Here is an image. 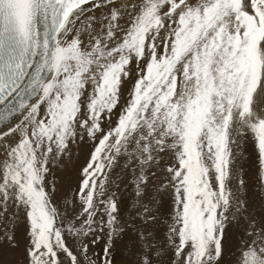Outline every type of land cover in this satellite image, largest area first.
I'll return each instance as SVG.
<instances>
[{
    "label": "snow or ice",
    "instance_id": "obj_1",
    "mask_svg": "<svg viewBox=\"0 0 264 264\" xmlns=\"http://www.w3.org/2000/svg\"><path fill=\"white\" fill-rule=\"evenodd\" d=\"M248 141L264 203V0H0V243L23 218L20 264H114L129 234L133 264H264Z\"/></svg>",
    "mask_w": 264,
    "mask_h": 264
},
{
    "label": "bare ground",
    "instance_id": "obj_2",
    "mask_svg": "<svg viewBox=\"0 0 264 264\" xmlns=\"http://www.w3.org/2000/svg\"><path fill=\"white\" fill-rule=\"evenodd\" d=\"M91 145L89 143L71 145L70 152L71 157L67 155L61 160L54 168L53 174L58 182V188L61 191L68 190L69 185H74L75 177L77 175L79 167L85 161L87 154L89 152ZM239 166L243 169L244 179L248 185L249 196L253 200V210L255 212L264 211V203L259 199L255 198V193L259 191L257 187V155L255 148L251 141H248L243 145V156L238 161ZM123 188V185H121ZM129 198V193L122 192L121 201H127ZM123 206V204H122ZM240 235V230L236 225H232L226 234L225 239V248H226V260L232 259L231 253L227 252V249L231 248L235 250L237 240ZM17 241L19 247L10 248L6 242L0 243V264H20L23 260V251H24V224L23 218H21L18 227H17ZM71 243V239L69 240ZM133 240L129 236H126L123 241L117 242L116 249L119 254L114 256V259L121 256V253L126 256L127 260L133 264L135 260V255L133 254ZM122 251V252H121ZM117 252V253H118ZM120 259V257H119ZM119 261V260H118ZM121 261V260H120ZM122 262V261H121ZM116 264V262H114Z\"/></svg>",
    "mask_w": 264,
    "mask_h": 264
},
{
    "label": "rangeland",
    "instance_id": "obj_3",
    "mask_svg": "<svg viewBox=\"0 0 264 264\" xmlns=\"http://www.w3.org/2000/svg\"><path fill=\"white\" fill-rule=\"evenodd\" d=\"M69 242V241H68ZM73 243V241L71 240V243L69 242V244H72ZM103 247V241H101L100 242V244H98L94 249H92V251L93 252H98V251H100V249ZM118 251H117V249L116 248H114L113 249V254H114V256L116 255V254H119V252L117 253ZM122 252V251H121ZM116 253V254H115ZM119 257H120V259H119ZM119 257H117V259H114V262H116V264H131L128 260H127V258H126V256L123 254V252L121 253V256H119ZM119 260V261H118ZM122 262H121V261Z\"/></svg>",
    "mask_w": 264,
    "mask_h": 264
}]
</instances>
